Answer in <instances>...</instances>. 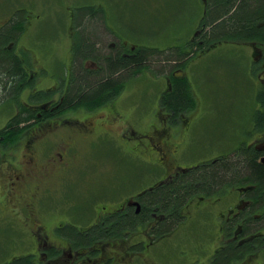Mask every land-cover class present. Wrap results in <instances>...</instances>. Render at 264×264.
Returning a JSON list of instances; mask_svg holds the SVG:
<instances>
[{
  "label": "flooded vegetation",
  "instance_id": "1",
  "mask_svg": "<svg viewBox=\"0 0 264 264\" xmlns=\"http://www.w3.org/2000/svg\"><path fill=\"white\" fill-rule=\"evenodd\" d=\"M201 2L205 16L209 0ZM69 5L66 0H0V36L8 30L14 33L8 49L13 51L23 73L17 89L0 96V111L10 107V114L16 113L0 127V176H4L0 186L5 194L2 203L14 206L10 210H16L13 215L28 230L22 241L25 251L13 253L3 264H158L154 251L171 241L185 222L188 226L194 222L193 215L201 211L211 218L214 231H207L202 241L193 244L196 258L187 264H264V205H256L254 200L256 184L230 176L222 178L213 189H204L201 177L194 176V172L222 165L227 153L220 152L190 166L181 164L196 142V122L201 118L197 117L191 93L186 96L193 108L175 111L165 103L173 94V74L179 71L166 78L167 90L158 96L154 114L143 118L147 120L143 125L136 126L132 116L120 112V94H109L95 105L65 106L78 67L100 73L115 50L112 41L118 36L100 4H95V11L81 14L75 6L74 12L66 15L62 9ZM90 14L102 22L99 33L103 55L100 61L94 58L92 69H86L91 57L78 55L82 35L79 23ZM56 17L58 24L44 27L45 22ZM14 21L18 28L9 29ZM205 30L200 24L194 37ZM63 32L73 38L72 53L68 62H56L62 69L58 76L50 66L41 64L42 53L50 57V41H43V37ZM126 46L121 43L120 52L130 58L134 47ZM256 53L262 59V54ZM260 75L264 76V72ZM128 80L129 77L124 80L125 86ZM22 112L31 117L19 131L6 136L9 124ZM259 114L263 115L264 110L253 111L246 138L229 155L238 161L243 149L249 150L264 166V115L259 120ZM114 149L136 156L142 166L137 176L147 179L146 183L128 192L118 183L123 178L117 179L110 186L111 196L118 197L97 204L91 222L79 220L84 205L71 203L69 197L79 192L80 176L102 170V161L97 163L105 158L101 150L110 155ZM146 167L151 170L149 176ZM186 178L193 181V186L187 185L192 189L186 192L190 198L181 201L182 209L178 208L177 198L167 208L150 202L170 187L179 190ZM57 197L63 206L49 203ZM60 213L62 218L54 219ZM45 223L51 224V229ZM205 223L208 225L206 220Z\"/></svg>",
  "mask_w": 264,
  "mask_h": 264
},
{
  "label": "rangeland",
  "instance_id": "2",
  "mask_svg": "<svg viewBox=\"0 0 264 264\" xmlns=\"http://www.w3.org/2000/svg\"><path fill=\"white\" fill-rule=\"evenodd\" d=\"M66 3L70 4L68 9H62L66 15L74 12L75 6L78 7L77 12L80 14L95 11L93 9L95 4L103 6L108 22L118 34L112 41L115 50H123L121 43L127 44L128 49L134 47V52L144 46L159 52L160 57H164L162 53L175 55L179 48L193 39L204 17L201 0H66ZM56 5L60 4L56 3ZM60 15L63 18V13L60 12ZM52 23L58 24L59 19L51 18L43 25L51 28ZM72 39V36H67L65 32L61 35L44 36L43 41H50V57L42 53L41 64L50 66L48 68L57 72L59 76L62 69L56 62L62 60L68 62L71 58ZM253 48L252 45H230L219 42L209 49L198 51L183 69L170 68L169 63H165L166 61L164 62L160 57H155L153 60H156L157 64L146 66L143 72L133 79L129 77L120 93L119 110L132 116L131 119L136 122V126L143 125L147 121L143 118L154 114L153 108L156 107L158 96L167 90L166 78L173 73L177 74L176 71L179 69L178 74L181 70L188 78L189 91L194 99L197 117L201 118L196 122L198 126L196 142L191 146L188 158L181 164L190 166L220 152L231 154L237 143L244 139L246 132L251 128L252 114L257 109V92L264 83V78H261L263 76L257 77L262 68L254 66L253 70V59L256 56ZM46 58L51 61L46 62ZM256 60L260 62L261 59L256 58ZM93 61V57L88 58L86 69H92ZM64 73L68 75L65 69ZM178 74L173 76H179ZM5 109L0 111V127L16 114L15 112L10 114L12 111L10 107ZM101 152L106 158L97 161V163L102 161L100 165L102 170L96 171L94 175L80 176L79 192L69 197L71 203L86 206H83L84 213L79 220L91 222L97 204H106L112 198L118 197L111 196L113 188L110 186L117 179L123 178L118 183H121L128 192L143 185L147 180L137 176L142 166L138 164L134 154L129 157L116 149L112 150L110 155L106 154V150ZM122 159L124 165L121 163ZM89 167L93 168V165ZM145 170L146 176H149L151 170L148 168ZM134 176L138 179L132 181ZM2 177L4 176H0V184ZM4 195L0 186L2 212L0 213V264L10 259L13 253L22 254L26 249L22 241L28 236L27 228L22 225L23 221L17 218V215H13L16 210H10L14 206L2 203ZM60 199L58 197L50 199L49 203L63 206V201ZM62 213L56 215L57 218L54 219L62 218ZM197 213L192 217H195L194 222L189 226L188 222H185V227L181 226L171 241L164 242L162 248L154 251L153 255L158 264H187L194 261L196 255L192 251L193 244L202 241V237L207 236L205 234L207 231H214L212 220L206 211ZM45 224L51 229V224ZM212 237L210 234V243L214 242Z\"/></svg>",
  "mask_w": 264,
  "mask_h": 264
},
{
  "label": "trees",
  "instance_id": "3",
  "mask_svg": "<svg viewBox=\"0 0 264 264\" xmlns=\"http://www.w3.org/2000/svg\"><path fill=\"white\" fill-rule=\"evenodd\" d=\"M79 25L82 29V35L80 36L81 48L78 55L81 57L90 56L95 58L96 61H100L103 55L102 36L99 33L102 22L97 16L90 14L87 19L84 18L80 21ZM201 25L206 29L205 32L199 37L187 41V44L179 48L175 55L162 53L164 57H160L159 52L143 46L132 52L130 58H125L119 50H114L111 53L110 60L104 63L102 71L98 74L89 73L79 66L75 73L74 84L66 98L65 106L95 105L104 100L109 94L119 95L125 87L124 80L127 77L133 79L141 74L146 66L157 64V61L153 60L155 57H160L164 62L166 61L165 63H169L170 68L183 69L198 51H204L205 48L209 49L210 46L219 42L230 45H252L256 55L253 59V70L256 64L259 69L264 68V0H209L207 14L204 16ZM18 26L17 22L14 21L9 29H16ZM13 36L14 33L9 32V30L3 36H0V96L7 94L9 91H15L20 80L23 79L18 61L13 56V51L8 49ZM256 51L262 54L259 63L255 62L257 61ZM263 68L257 77L261 76L259 74L263 72ZM178 75L172 79L175 84L173 94L168 96L165 103L169 105L168 108H173L175 111L193 108L186 96L191 93L188 78L181 70ZM256 101L257 109L264 110V83L258 89ZM263 115L259 114V120L263 118ZM30 117L26 112H22L9 124L10 128L5 135L9 136L19 131L20 126L27 123ZM258 159L259 157L253 152L243 149L238 161L228 154L222 165L194 172L196 173L194 176L199 175L201 177L205 190L213 189L222 178L227 179L230 176L251 180L257 186L254 193L256 205H264V166L258 163ZM186 179L182 182L185 185H179V190L170 187L160 196L153 197L150 202L162 208H167L177 202V198L178 208L179 210L182 209L183 204L181 201L190 198L187 197L188 193L186 195V192L191 187L188 189L187 185L192 184L193 186V181ZM262 219V222H264V215ZM101 231L99 230L100 234ZM82 238L84 241L88 239L86 237Z\"/></svg>",
  "mask_w": 264,
  "mask_h": 264
}]
</instances>
